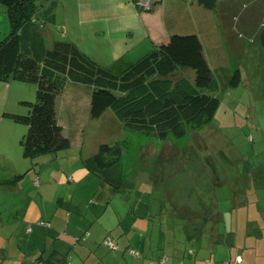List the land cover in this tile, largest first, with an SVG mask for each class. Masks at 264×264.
Here are the masks:
<instances>
[{"label": "crops", "instance_id": "crops-1", "mask_svg": "<svg viewBox=\"0 0 264 264\" xmlns=\"http://www.w3.org/2000/svg\"><path fill=\"white\" fill-rule=\"evenodd\" d=\"M75 1L62 0L61 5L76 11L78 16L84 9L88 19L91 14L103 13L89 0ZM51 2L52 9L58 11L57 1ZM124 8L130 19L128 22H131L128 26L120 24L124 23L121 15L117 19H108L109 16H106V19H97L103 22L106 20L101 23L103 29L97 31L105 34L103 39L100 38L105 48L117 52L121 58H124L123 53L126 50H133L134 46L131 49L129 44L135 38L133 25H136L139 17L151 22L149 26H145V33H138L144 40H150L143 53L147 48L151 50L154 45L167 40L168 37L157 40L163 28L161 23L154 26L153 19L145 18V13H138L130 2H126ZM109 23L115 26L110 28ZM84 41L86 49L83 50L79 43L78 47L85 53L90 42L87 39ZM87 55L100 64L110 65L90 54ZM139 55L141 57L145 53ZM136 56L138 57L136 54L123 64L127 66L134 62ZM15 84L22 83L0 85L4 86L0 87V125L10 124V121L2 117L3 110L17 109L18 102L25 99L21 94L22 87ZM13 90L18 94L11 108L8 100ZM67 92L70 93L69 90L65 94L63 91L64 97L58 102L61 106L57 108V111H61L60 117L58 112L57 115L62 126L67 125L64 123L67 117L70 120L71 117L76 118L79 111L75 106H66V99L70 97H66ZM5 93L6 99L3 100ZM73 93L78 91L73 90ZM6 126L0 129V145L8 139L3 135H8L9 132L13 136L11 139L18 143L15 145V151H9V155L18 159V163L12 160L16 169L9 173L1 172L0 176L10 180L14 173H18L22 178L11 185L0 186V264H161L163 258H166L164 264H235L236 257H241L239 264H264V155L262 159L255 161L254 156L250 159L249 154L241 150V147L245 146L239 145L236 148L235 154H238L241 160L232 165L231 184L235 185L236 189L230 191L236 196L233 203L224 209L219 202L224 199L209 190L210 188L205 189L206 196L202 199L191 185L182 190L177 185L179 180L173 178L170 188H165L164 193L171 194L172 201H188V210L199 216L187 222L174 212V203L169 205L170 213L157 210V207L163 208L162 200L157 201L156 205L139 203L146 208L144 211L138 207L132 209L131 204L117 209L120 204H125L124 200L131 199L130 193L102 186L96 176L86 171L80 172L79 177H74L68 169L66 153L57 154L49 161H27L22 158L18 141L24 129L13 126L8 129ZM258 131L259 128L256 129V134L260 133ZM250 139L252 143L256 140L251 132L246 137L248 145ZM47 163L56 164L58 171L53 170L55 172L47 175ZM66 169L68 170L65 171ZM34 179H38V186L33 184ZM76 180L78 184H74ZM128 180L129 187L136 186ZM220 180L222 179L218 175L214 184L218 186ZM147 182L150 181H142L140 185ZM152 182L154 188L159 186L156 181ZM174 190L177 195H172ZM207 193L211 195L209 198ZM152 194L154 193L147 191L140 195H144L146 201H151ZM138 200L144 199L138 197ZM166 200L169 201L168 198ZM194 200L198 203L192 207L190 201ZM177 207L185 205L181 203ZM155 215L162 216L159 226L151 223L150 218ZM170 215H175L171 221L166 217ZM164 217L168 218L167 224ZM38 221L48 222L50 228L34 225ZM29 225H32V228L27 233ZM165 225L169 228V237L167 233L164 234ZM106 238L115 244L116 249L104 245Z\"/></svg>", "mask_w": 264, "mask_h": 264}, {"label": "trees", "instance_id": "trees-1", "mask_svg": "<svg viewBox=\"0 0 264 264\" xmlns=\"http://www.w3.org/2000/svg\"><path fill=\"white\" fill-rule=\"evenodd\" d=\"M51 1L0 0L8 24L7 34L0 40V85L14 82L36 88L32 102L21 99L17 109L2 112L4 119L26 127L18 141L22 158L28 161L39 163L47 160V154L59 155L71 148L65 132L68 127L58 122L57 105L67 83L86 86L89 116L99 119L110 111L118 121L119 133L110 142L99 144L82 164L102 186L119 192L129 188L128 179L140 149L149 144L181 148L215 125L222 98L243 82L240 69L231 61L227 66L211 68L196 34H172L117 73L82 52L73 41H54L48 46L43 24L51 20ZM128 1L138 13L151 14L165 0ZM174 1L194 3L214 14L222 4H232L229 9L237 15L235 19L250 14L251 2H264ZM256 38L264 48L263 24ZM27 175L30 177L29 172ZM5 178L0 176L1 187L18 182L22 175L14 173L12 179ZM33 184L38 186V179ZM173 210L187 222L199 218L187 207L175 206ZM34 225L50 228L45 221ZM31 228L29 225L26 232Z\"/></svg>", "mask_w": 264, "mask_h": 264}, {"label": "rangeland", "instance_id": "rangeland-1", "mask_svg": "<svg viewBox=\"0 0 264 264\" xmlns=\"http://www.w3.org/2000/svg\"><path fill=\"white\" fill-rule=\"evenodd\" d=\"M54 1H57V4H59L58 11L52 9L51 20L43 24L45 25L44 33L48 39H46L48 46L54 41L69 40L75 42L76 45L79 43L84 50L86 49L84 40L87 39L90 42V46L85 53L100 59L99 61L103 63H110L109 66H102L116 73L124 68L123 62L133 58L136 54L138 57H134V60H137V58H140L139 54H146L150 51L147 48L146 52L143 53L144 48L147 47L150 40H144V37H139L138 33L141 31L145 33V28L151 22L141 17L137 19L139 22L136 20V25H133L136 35L132 39L134 43L130 41L129 47L132 49L134 46V49L126 50L123 53L124 58L117 55V52L105 48L100 41V38L103 39L105 34L97 31L103 29L101 23H105L106 20L103 22L97 19H106V16L110 17L108 19H117L121 15L124 23L120 24L123 26L130 25L128 13L126 12V8H124L126 2H129L128 0L126 2L123 0H89L92 5L103 12L102 14H91L92 16L90 15L89 19L85 16L86 12L84 9H82L81 15L78 16L76 11L62 6V0ZM231 5L225 6V3L222 4V6L218 7L216 14H214L194 3L165 0L163 5L156 7L153 13L143 14V16L147 15L144 16L145 18L153 19L154 26L156 23L163 25L157 40L165 39L172 34H196L203 44L204 51L206 52L205 56H207L211 68L217 64L227 66V62L231 61L235 67L240 69L243 82L238 88L229 89L225 96H222L221 104L215 115V125L193 136L181 148L165 144L160 146V149L154 144H149L140 149L134 159L133 169L129 177L131 182L136 186L124 189L132 195L130 196L131 199L128 201L124 200L125 204H120V206H117V209L131 204L132 209H137L138 207L141 211H144L146 208L139 205V203L156 205L157 201L160 200L164 203L163 208L157 207V210L165 211V213H170L168 210L170 209V203H174L176 206L182 203L187 207L188 201H172L171 194L167 195L164 193L165 188H170V183L173 182V178L175 177L179 180L177 184L179 188L184 190L188 185H191L195 191L197 190L195 193L202 199L206 196L205 189L210 188L209 190L216 192L221 199H224V201H219L221 208L224 209L225 206L233 203V199L236 196L230 192L236 189L234 188L235 185L231 184L232 165L237 164L241 160L239 155L235 154L236 148L239 145L245 146L246 149L241 147V150L247 152L250 159H253L254 156L255 161L258 158H263L264 48L259 44L256 35L260 31L262 24L264 25V8L262 7L264 6V2H259V4L257 1L251 2L249 4L251 6L249 9L250 14L247 17L244 16V18L240 17L241 19H235L237 15L229 9V7H232ZM109 26L112 28L115 25L109 23ZM7 31L6 15L3 6L0 5V40L7 34ZM15 85L22 87L21 94L25 99L31 100L29 102L35 99V85ZM67 90L70 93L68 94L67 92L66 97L68 95L70 97L66 99V102H68L66 106H75V109L79 108V111L76 114V118L71 117L70 120L67 117L64 121V123H67L65 126L68 127L67 129L65 128L66 136L71 140V148L65 153L69 164L68 169L74 177H79L80 172L83 171L85 173L86 171L82 164L83 159L91 155L99 144L110 142L109 140L116 137L119 133L117 132V125L119 124L110 111H107L99 119H92L89 116L90 97L89 89L86 86L67 83L64 94ZM73 90H77L78 93H73ZM17 94L18 92L13 90L9 96L8 103L11 108H13L16 102ZM64 94L60 99H63ZM4 99H6V93L3 96ZM0 100L2 101L1 95ZM59 106L61 105L58 104L57 108ZM57 112L60 114V109ZM5 125H7L8 129L13 126L26 130L25 126H14L15 124L11 122L10 124L0 125V129H3ZM258 128V132L260 133L256 134V129ZM249 132L258 141L255 140L248 145L246 137L247 135L249 136ZM7 134L3 136L8 137V139L0 145V152L5 154L2 155L0 153V159H3L0 160V173H9L12 169H16L14 161L16 164L18 163V159L9 155V151L14 152L15 145L17 146L18 143L15 139H11L13 136L9 132ZM56 155L57 153L47 154V161L56 157ZM53 170L58 171L57 165L47 163V175L55 172ZM218 175L222 180L219 181L217 186L214 184V179L218 180ZM145 180L150 182L140 185ZM152 180L158 183L159 186L157 188H154ZM74 184H78L77 180ZM147 191L154 193L152 194L151 201H146L144 195H140L147 193ZM173 194L177 195L176 190L172 192ZM134 195H140L138 197L144 200H138V197ZM207 196L209 198L211 195L207 193ZM196 202L195 200L190 201V206L194 207L198 203ZM174 216L170 215L166 217H169L171 221ZM161 218L162 216L155 215L150 220L153 225L159 226V223L162 222ZM164 221L167 224L168 218H165ZM164 231V234L166 235L167 233L169 237L170 232H168L169 228L166 225Z\"/></svg>", "mask_w": 264, "mask_h": 264}, {"label": "built area", "instance_id": "built-area-1", "mask_svg": "<svg viewBox=\"0 0 264 264\" xmlns=\"http://www.w3.org/2000/svg\"><path fill=\"white\" fill-rule=\"evenodd\" d=\"M104 244H105L106 246H108V248H110V249H116L115 244H114L110 239H107V240L104 242ZM165 262H166V258H163V259L160 261L161 264H164ZM239 263H241V257H236V259H235V264H239ZM225 264H228V263H225ZM229 264H230V263H229Z\"/></svg>", "mask_w": 264, "mask_h": 264}]
</instances>
